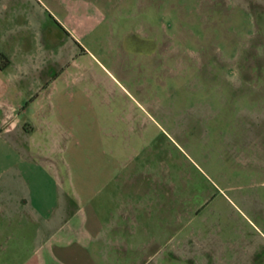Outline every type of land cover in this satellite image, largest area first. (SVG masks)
<instances>
[{
	"label": "rangeland",
	"instance_id": "obj_1",
	"mask_svg": "<svg viewBox=\"0 0 264 264\" xmlns=\"http://www.w3.org/2000/svg\"><path fill=\"white\" fill-rule=\"evenodd\" d=\"M109 2L81 131L35 151L4 263H39L49 212L53 264H264V0Z\"/></svg>",
	"mask_w": 264,
	"mask_h": 264
},
{
	"label": "crops",
	"instance_id": "obj_2",
	"mask_svg": "<svg viewBox=\"0 0 264 264\" xmlns=\"http://www.w3.org/2000/svg\"><path fill=\"white\" fill-rule=\"evenodd\" d=\"M109 5V0H0V55L8 60L0 65L1 263L17 262L24 248L18 238L20 203L36 177L35 151L53 149L64 135L71 139L81 131L82 84L95 75L89 64H101L93 45ZM106 178L113 186L108 198H122L124 215L139 207L128 203L130 192L114 190L123 175L112 171ZM46 215L33 242L40 247L38 264H53L47 242L62 226H52ZM24 254L35 256L34 250Z\"/></svg>",
	"mask_w": 264,
	"mask_h": 264
},
{
	"label": "trees",
	"instance_id": "obj_3",
	"mask_svg": "<svg viewBox=\"0 0 264 264\" xmlns=\"http://www.w3.org/2000/svg\"><path fill=\"white\" fill-rule=\"evenodd\" d=\"M6 64H8V60L3 55H0V65L5 66Z\"/></svg>",
	"mask_w": 264,
	"mask_h": 264
}]
</instances>
